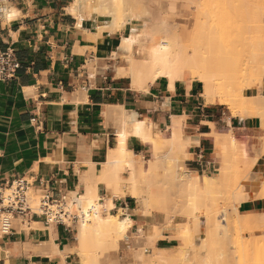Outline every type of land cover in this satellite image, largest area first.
<instances>
[{"label":"crops","instance_id":"obj_1","mask_svg":"<svg viewBox=\"0 0 264 264\" xmlns=\"http://www.w3.org/2000/svg\"><path fill=\"white\" fill-rule=\"evenodd\" d=\"M72 2L0 0L12 10V17L7 12L0 15V52L13 51L20 63L12 77L0 80V185L21 177L31 182L35 193L47 190L55 199L86 192L108 197L113 187L106 182L104 165L118 145L125 128L121 115L126 112L170 135L173 116L185 114L182 131L189 137L185 164L198 173L200 152L214 155L213 130L247 134L258 130V118L253 122L229 118L215 99L205 103L195 79L197 83L189 77L176 80L171 88L164 76L144 90L135 88L129 75L117 76L116 67L128 68L115 53L131 24L102 33L98 28L105 19L97 14L77 18L70 11ZM126 144L136 156L153 152L150 143L133 133ZM253 171L264 176V157ZM129 195L112 197V212L121 208L122 215L129 213L134 222L123 244L127 254L118 255L120 264H127L130 248L144 246L147 235H156L160 226L139 211ZM261 209L262 198L239 205L242 212ZM76 234V225L49 223L43 216L16 218L8 233L0 228V264H80L74 251ZM162 235L153 240L157 247L175 246L166 231Z\"/></svg>","mask_w":264,"mask_h":264},{"label":"bare ground","instance_id":"obj_2","mask_svg":"<svg viewBox=\"0 0 264 264\" xmlns=\"http://www.w3.org/2000/svg\"><path fill=\"white\" fill-rule=\"evenodd\" d=\"M92 1L73 0L70 11L78 16L77 18L79 19L90 17L92 14H97L99 18L105 19L103 25L98 28L102 33L116 32L119 29L125 28L127 24L132 25L131 31L122 37L118 45V51L115 53L116 55L126 56L128 63V68L116 67L117 76L123 74L129 75L133 80L132 85L135 88L139 87L142 89L144 87L145 90L148 84L153 83L160 77H168L170 79V87L172 88L176 80H185L190 74H194L197 77L196 80L202 84V96L205 103H211L214 99L218 98L220 102L226 104L232 110L233 116L241 119L249 117L253 121L254 119L257 120L258 116H256V113L257 115L259 113H255V109L259 111L264 108V93L259 90L250 95L247 91L250 88H264V21H259L258 18H260L261 14L258 15L260 11L254 5L256 1L258 2V6L263 7L260 8L264 10V3L261 4V0V2L259 0H226L227 7L224 0H217L218 2L215 0L213 2L214 7L216 3L219 4L218 6H223L222 8L217 6L218 9H223L225 6V10L219 9L221 17L219 16L217 19L213 17L215 18L214 20L210 18L209 14L208 20L209 18L212 19L209 21L202 19L201 15L203 13H201L202 11L199 8L198 12L196 11V18L190 17L186 19L176 15L180 9V0H96L95 3ZM227 1L230 2L229 5ZM234 1L237 3L236 6ZM242 1L244 3L247 2L246 8L250 9L252 15H250L251 13L248 9H245L247 13L242 11L243 8L241 9L242 13L237 11V7L241 5ZM192 2L194 3L190 11L191 16H193L192 10L199 4V2ZM122 5H128L127 9L123 8ZM242 5L245 4L242 3ZM249 5H252L254 8L251 9ZM0 7L5 8L6 12L9 13V17H12V10L8 5L5 7L0 5ZM217 7L215 8L216 10ZM125 9L128 11H125ZM3 11L1 10V12ZM242 14L245 18L242 17ZM236 15L240 16V18H235ZM254 16L258 17V20ZM252 18H255L256 23L259 21L258 25H262L260 26L262 30L258 29L260 27H257V24L255 26L251 25L254 22ZM253 30L255 34L252 32ZM257 32L262 33H259L261 37H258ZM246 33L245 37L244 34ZM145 36L147 38L144 39ZM143 40H148L149 44L146 42L148 44L146 47V43ZM137 47H140L138 48L139 52H146L144 56L140 58L134 56ZM240 59H243L242 61L244 62L248 59L252 64L249 62L239 63ZM233 65L234 71L231 72L229 69V72L227 70L228 67L230 68ZM245 105H248L249 109L243 108ZM121 116H123L125 128H123V131L119 135L117 147L110 150L108 162L104 165L103 170L107 177V184L113 187V193L108 197L96 195L97 200H105L111 205L113 196L121 197L130 194L138 200H141L142 197L136 189L134 177L131 178L130 185H124L125 183L122 182V178L117 174L119 165L123 162H128L133 172H136V170L139 172L147 171L143 163L134 157L133 151L127 148L126 140L129 133H133L152 145L160 143L161 139L164 138L160 135V131L152 129L153 124L151 122L139 120L136 118L137 115L132 117L127 112ZM184 119L185 114L183 116H173L171 120L170 130H172V134L165 139L171 143L172 149L183 146L184 142L189 140V137L182 131ZM211 125L214 126L212 123ZM129 127L131 128L129 130L131 132L127 130V128L130 129ZM212 135L217 149L225 150L227 146L229 150L230 148H232L231 150L236 149V152L235 150L233 152L230 151L233 153L234 159L239 158L238 156L240 155L238 153L240 152L237 145L234 144L236 139L232 133L219 134L213 130ZM255 149L260 151L259 146H255ZM226 151L223 152L226 153ZM178 162L176 165H178ZM178 166L180 167V164ZM176 168L175 166L174 172ZM182 171L173 172L177 174L174 177L182 182L190 183L197 188L200 186L198 172H194L191 176L188 173L189 171ZM253 179L254 175L251 173L246 180L247 188L252 187ZM210 184L209 180L205 181L206 186ZM71 201H75L78 204L77 206L83 214L81 222L79 221L80 225L76 234L77 242L74 249L80 253L87 251V249H92V251L90 250L92 255L88 256L86 254L87 257L83 259L84 264H120L121 259L117 256L119 248L123 246L120 241L125 239L134 223L129 213L123 216L112 212L102 214L99 203L96 200L92 199L85 202L81 196L77 195H74ZM91 212L93 213L91 214ZM254 217V220L260 223V226H258L264 231V209L255 213ZM156 237V235L149 234L146 237L147 243L144 246H132V255L124 259L125 262L127 264H141L144 261V264H149V260L145 258L148 249H151L149 256L151 259L166 261L168 256L165 252L170 249L157 247L153 242ZM259 239L263 240L264 244V236L263 239L261 237ZM258 240L255 239L252 243L243 245L246 248L249 247V249L254 248V250H249L250 252L247 251L243 254L245 256L252 255L253 258H258V263L260 261V264H264V252L261 253L260 257H257L256 253H251L253 251L256 252L255 247H258V244L260 245L261 242L259 241L261 240ZM237 241L239 242V239ZM237 241V246L235 244L237 248L233 246V251L236 249L240 250L238 249L239 243ZM90 246L95 247L91 248ZM245 247L243 249L247 250ZM93 248L95 249L94 251ZM72 249L70 248L71 251ZM232 253H234L235 257L239 258L243 255L240 252L238 253V251ZM235 253L237 254L235 255ZM253 258L249 257L251 261L253 260L252 262L247 260L248 258L245 261L248 264L249 262H251L250 264H255L257 259ZM261 259L263 260L261 261ZM239 261L242 262L238 263H243V260ZM234 262L238 264L237 261L234 260Z\"/></svg>","mask_w":264,"mask_h":264},{"label":"rangeland","instance_id":"obj_3","mask_svg":"<svg viewBox=\"0 0 264 264\" xmlns=\"http://www.w3.org/2000/svg\"><path fill=\"white\" fill-rule=\"evenodd\" d=\"M192 1H195L196 3L199 2V4H197L199 7L196 6V8L192 10L193 16L190 15L191 7L193 6L194 3ZM192 1L180 0L179 1L180 9L177 11L176 15H179L182 18H186V19L190 17L196 18L198 12L197 10L199 8V10L202 11L201 13H203L201 15L203 20H208L209 14H210V18L215 17L217 19L220 16L219 9H221L223 6L222 7L218 6L219 4L215 3V7H214L213 2L215 0H192ZM225 1L226 0H224V2ZM261 1L259 0V2L263 4L264 3L263 0ZM92 2L95 3L96 0H93ZM242 3L245 5H242ZM242 3H241L242 7L241 5L237 7L238 8L237 11L242 13L241 12L242 8L244 9V10L242 9V11L244 12L245 9H248L250 11L249 8H246L247 2L244 3V1H242ZM257 3L258 2L255 1L254 5L257 6L258 10L260 11V13L258 12V15L261 14V16L260 18L256 16L254 17H256V20L259 19V21L261 20L260 22H262L264 21V10L261 9L263 7L258 6ZM229 4L230 2L228 3V5ZM236 4L237 3H235V6ZM217 6L221 8L218 9ZM122 7L126 8L128 7V5L125 6L122 5ZM216 7L217 10L215 9ZM250 7L251 9L254 8L252 7V5ZM233 8L235 7L233 6ZM126 9L125 11H128ZM1 10L4 11L1 12ZM4 12H6L5 8L0 7V15H3ZM250 13L249 14L252 15L251 11ZM255 14L257 13L255 12ZM240 16L236 15L235 18L236 17L240 18ZM210 18L209 20H212ZM215 18H213V20ZM256 20L255 18L253 19L255 23L254 22L251 23L252 26L253 25L255 26V24L257 25L259 24V21L256 23ZM260 26L258 25L257 27ZM258 29H261V27ZM252 32L254 33V30ZM259 33L257 35H259L258 37H261L260 34L262 33L260 34ZM246 35L247 33L244 34L245 37ZM248 35L250 34L248 33ZM240 37L244 38L243 36ZM145 38L147 37L145 36L144 39ZM146 42L148 43V40L144 41V43ZM147 43L146 45L144 44L145 47L149 44ZM138 48L140 47H137V51H135L134 56L140 58L144 56L145 55L144 53L146 52L145 51L139 52ZM115 59L116 60L119 59L123 61L126 60L127 62V57L123 55H117V58ZM242 60L243 59H240L239 63L244 62ZM245 62H249L250 64H252V62L248 59H246ZM229 69L231 70V72L234 71V65L230 68L228 67L227 70L229 71ZM189 78H191L193 82H196L194 81V79L196 80L197 78L196 75L190 74ZM200 85H199V89L200 91H202L203 90L202 84L200 83ZM259 90L264 93V88H250L247 91V93L252 95ZM215 100L217 103H219L217 105L226 112L227 117L229 118L236 117L233 116L232 110L226 104L220 102L218 98H216ZM243 108L249 109V106L245 105L243 106ZM256 112H258L259 114L257 115ZM255 113L256 116H258V120H260L258 130H256L255 133L247 134V133H243L242 130L234 131L233 129L229 130L228 132L219 133L214 130L219 134L232 133L234 138L236 139L234 141V144L237 145L240 152L238 154L240 156H238L237 154L239 158L234 159V155L232 152L234 150L236 152V149L231 150L232 148H230V150L232 151L231 152L228 146L225 149L227 150L226 153L223 152L225 151L224 149L219 150L215 147L214 157L218 163V170L215 172L201 171L200 173H198L200 177V182H199L200 186L198 188L190 183L182 182L176 177H174L175 175H177L174 173L176 171L178 172L179 170L182 171V169L183 171H189L188 173L191 176L194 174V172L190 171L185 164V160L188 157L187 147L189 146L188 144L189 140L184 142L183 146L175 147V149H172L171 143H169V141L166 140L167 137L170 136V134L168 133L161 134V132H159L160 135L163 136L164 138H162L161 142L156 145L151 144L153 146L152 154L148 156H142V155L134 156L137 160L143 163L145 169H147L146 172H139L138 170H136V172H133L128 162H123L119 165L117 174L119 175L120 173V175L123 176L124 174L126 176V177L123 176L124 178L120 176L123 180L122 182L125 183L124 185H130L131 178L134 177L136 189L142 195L141 200L136 199L137 205L139 207V211H142L145 215L152 216L160 225L158 226V231L156 234L157 236L156 242L159 238L163 236L162 234L164 233V231H166L167 234H169L168 237L169 240H171V242L174 243L175 245L174 247L170 248V250L168 249L169 251L165 252V254L168 256L166 261H158L155 259H151L149 257L151 249H148L146 251L145 258L149 260V264H236L234 260L237 261V263L242 262L239 260H243V263L245 262L246 264H248L247 261L245 260L247 258H248L247 260H250L249 257L253 258L252 255L245 256V254L243 253L249 250H254V248L249 249V247L246 248L243 245H248L249 243H252L255 239L258 240L260 237L263 239L264 231L262 228L259 227L260 223H258L257 220H254L255 213L259 212L260 210L242 212L239 210V205L249 200L261 199V198L264 199V176H259L253 171L254 164L257 162V160L261 157H264V149H263L264 148V108L259 111H256L255 109ZM243 119L247 120L248 122H253V120L249 117ZM255 146H259L260 151L256 150ZM177 162L178 165L180 164V167L176 165ZM175 166L177 168L176 171L174 172ZM251 173L254 175V179L252 180V187L247 188L246 180ZM206 180L210 181L211 184L209 186L205 185ZM31 194L35 200L38 199L39 192L35 193L34 191H31ZM96 195H97L96 193L86 192L83 193L81 197L84 199L85 202L90 201L92 199L96 200V202L99 203L100 206L99 208L102 214L112 212V208L114 207L113 203L111 205L105 200H97ZM71 197L72 195L68 196L66 199L67 202H69L70 204L72 203ZM77 205L78 204H75L73 207L75 210L78 209ZM123 212L124 210L120 208L118 209L117 212H112V213H117L120 214V216H123L122 215ZM92 213L93 212H91V214ZM80 222L76 224L77 231ZM128 234L131 233L128 232ZM127 235L125 236V238H127ZM235 238L236 241L239 239V242L237 241V243H239L238 249L240 250L236 249L237 244ZM125 240L126 239L121 240L120 242L124 244ZM259 242H261L260 245L258 244L259 249L258 247H255L256 252L254 251L251 252L253 254L256 253L257 257H260L261 253L264 252L263 240ZM126 246L127 245L121 246L119 248L118 255L123 254L122 250ZM233 246L236 247L235 251H233L234 250ZM244 247L247 250H244L243 249ZM90 250L92 251V249H87V251L82 253L74 250L79 258L80 264H84L83 259L86 258L87 255L89 256L91 254ZM94 250L95 249L93 248V251ZM132 250L133 247L130 248V252L127 255V257L132 255ZM237 251L238 253L240 252L243 254L241 258L235 257L234 253H232ZM125 253L127 254V251ZM236 254L237 253H235V255ZM232 257L234 258V260H232L233 259ZM256 259L255 260L257 262L254 260L255 264L258 263V258ZM262 260L263 259H261V261ZM251 262H249V264ZM141 264H144V261ZM258 264H260V261Z\"/></svg>","mask_w":264,"mask_h":264},{"label":"built area","instance_id":"obj_4","mask_svg":"<svg viewBox=\"0 0 264 264\" xmlns=\"http://www.w3.org/2000/svg\"><path fill=\"white\" fill-rule=\"evenodd\" d=\"M20 63L11 50L0 52V80L12 77ZM202 172L217 171L218 163L214 155L207 156L201 151L199 155ZM31 182L25 178H17L6 185H0V228L8 233L16 218L30 220L35 216H43L46 222L62 224L67 227L76 225L83 218L82 212L73 207L65 198L55 199L49 191H41L38 199H34Z\"/></svg>","mask_w":264,"mask_h":264}]
</instances>
